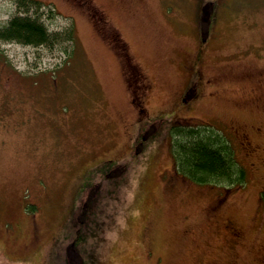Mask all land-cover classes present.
Segmentation results:
<instances>
[{"label":"rangeland","instance_id":"1","mask_svg":"<svg viewBox=\"0 0 264 264\" xmlns=\"http://www.w3.org/2000/svg\"><path fill=\"white\" fill-rule=\"evenodd\" d=\"M38 1L74 37L0 40V264H264V0ZM19 13L0 0V26ZM174 120L225 132L244 185L175 173ZM98 183V223L70 251Z\"/></svg>","mask_w":264,"mask_h":264},{"label":"trees","instance_id":"2","mask_svg":"<svg viewBox=\"0 0 264 264\" xmlns=\"http://www.w3.org/2000/svg\"><path fill=\"white\" fill-rule=\"evenodd\" d=\"M44 4L38 0H19L20 12L14 15L5 25L0 26V40H14L23 44L34 46L55 45L59 41L73 40V28L65 31L52 32L44 21L40 12ZM48 11H52L49 9ZM121 50L122 48L119 47ZM123 55V50L120 52ZM3 56L0 50V58ZM163 119L149 124L144 131L145 139L161 125ZM168 133L171 139V150L174 158L175 173L185 180L205 185H223L230 189L240 188L247 180L246 167L238 160L235 148L225 132L207 123H195L189 120L169 122ZM140 141V140H139ZM138 141V142H139ZM137 143V142H136ZM145 141L136 144L135 153L144 150ZM126 168L112 167L102 173L104 178L112 180L121 175ZM101 183L92 184L88 190L86 199L80 205L75 224L78 226L76 242L68 245L75 248L76 244L84 243L86 235L90 232L101 201ZM264 199V195H263ZM90 229V230H89ZM88 232V233H89ZM69 264L72 263V258Z\"/></svg>","mask_w":264,"mask_h":264},{"label":"flooded vegetation","instance_id":"3","mask_svg":"<svg viewBox=\"0 0 264 264\" xmlns=\"http://www.w3.org/2000/svg\"><path fill=\"white\" fill-rule=\"evenodd\" d=\"M68 1H70V3L72 4V5H78L79 6V2H77V0L75 1V0H68ZM80 3H82V4H84V6L85 7H90V8H92V1L91 0H81L80 1ZM95 15H97L98 13H100V15H99V17L101 18V19H103V17H102V11H98V10H95ZM93 15V14H92ZM104 20V19H103ZM2 40V39H1ZM2 41H10V40H2ZM12 41H14V40H12ZM134 99V101L135 100H137V96L135 95V98H133ZM137 105H140L139 103H137ZM137 112L138 113H140V110L139 109H137ZM238 135V134H237ZM238 138H240L239 137V135H238ZM245 143V142H244ZM246 147V146H245ZM225 227H226V229H227V231L232 235V236H234V235H236L237 234V230H236V227H235V225L233 224V222L232 221H228V222H226L225 223Z\"/></svg>","mask_w":264,"mask_h":264}]
</instances>
